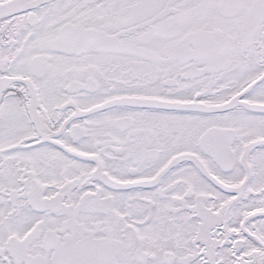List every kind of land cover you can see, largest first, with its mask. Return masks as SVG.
Instances as JSON below:
<instances>
[{
  "label": "snow or ice",
  "instance_id": "snow-or-ice-1",
  "mask_svg": "<svg viewBox=\"0 0 264 264\" xmlns=\"http://www.w3.org/2000/svg\"><path fill=\"white\" fill-rule=\"evenodd\" d=\"M0 264H264V0H0Z\"/></svg>",
  "mask_w": 264,
  "mask_h": 264
}]
</instances>
